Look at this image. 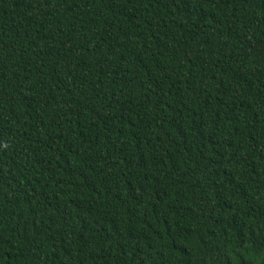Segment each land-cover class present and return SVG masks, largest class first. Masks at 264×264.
I'll list each match as a JSON object with an SVG mask.
<instances>
[{"label": "trees", "instance_id": "16d2710c", "mask_svg": "<svg viewBox=\"0 0 264 264\" xmlns=\"http://www.w3.org/2000/svg\"><path fill=\"white\" fill-rule=\"evenodd\" d=\"M0 264H264V0H0Z\"/></svg>", "mask_w": 264, "mask_h": 264}]
</instances>
